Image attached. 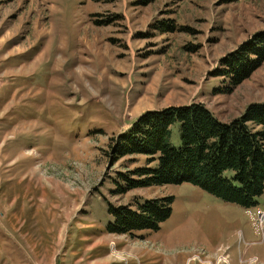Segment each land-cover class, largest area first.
I'll return each mask as SVG.
<instances>
[{
  "label": "rangeland",
  "instance_id": "rangeland-1",
  "mask_svg": "<svg viewBox=\"0 0 264 264\" xmlns=\"http://www.w3.org/2000/svg\"><path fill=\"white\" fill-rule=\"evenodd\" d=\"M260 31L264 0H0V264H264V191L248 208L188 182L120 194L119 172L158 161L108 155L145 111L230 122L263 102L264 62L230 93L213 75ZM167 196L158 230L109 232V205Z\"/></svg>",
  "mask_w": 264,
  "mask_h": 264
},
{
  "label": "trees",
  "instance_id": "trees-1",
  "mask_svg": "<svg viewBox=\"0 0 264 264\" xmlns=\"http://www.w3.org/2000/svg\"><path fill=\"white\" fill-rule=\"evenodd\" d=\"M263 62L260 31L223 56L213 75L227 82L221 92L230 93ZM175 124L180 129L179 146L171 144ZM108 155L113 163L133 155L158 161L156 168L136 166L119 172L126 183L118 189L120 194L188 182L226 202L251 207L264 191V101L250 103L230 122H221L200 102L145 111L125 132L111 138ZM228 169L234 171L231 179L223 176ZM172 200L171 196L147 200L136 210L109 205L113 222L108 230L114 234L158 230L172 213Z\"/></svg>",
  "mask_w": 264,
  "mask_h": 264
}]
</instances>
